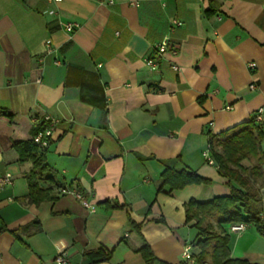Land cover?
Instances as JSON below:
<instances>
[{"label": "crops", "instance_id": "0c3cea01", "mask_svg": "<svg viewBox=\"0 0 264 264\" xmlns=\"http://www.w3.org/2000/svg\"><path fill=\"white\" fill-rule=\"evenodd\" d=\"M163 42L177 55L159 54ZM47 116L56 177L35 203L15 144ZM253 118L264 126V0H0V179L12 180L0 186V264H57L60 249L70 264L98 250L111 253L98 264H145L144 244L154 264H190L187 205L231 193L203 156L210 136ZM166 169L211 183L160 191ZM65 186L95 212L59 196ZM230 228L231 259L264 264L256 228Z\"/></svg>", "mask_w": 264, "mask_h": 264}, {"label": "trees", "instance_id": "16d2710c", "mask_svg": "<svg viewBox=\"0 0 264 264\" xmlns=\"http://www.w3.org/2000/svg\"><path fill=\"white\" fill-rule=\"evenodd\" d=\"M46 121L36 124L33 136L47 129ZM210 136L212 159L219 174L227 180L230 195L215 197L208 202L191 201L186 207V219L193 221L196 230L195 247L192 254L194 264H248L232 260L230 257L227 226L245 223L253 225L264 238V219L262 216V192L258 187L264 178V126L253 118L251 121L236 126L225 132L217 140ZM20 153V161H30L33 172L29 176V199L39 203L51 198L50 190L39 187V181H54L55 172L46 166L47 148H42L33 141L15 144ZM248 165H245V163ZM211 180L203 178L191 171L166 169L162 173L160 191L180 190L188 185L210 184ZM57 189V194H58ZM3 230V229H2ZM15 235V231L13 232ZM145 264H154L156 257L151 248L144 244L139 250ZM91 264L110 260L111 253L102 250L86 254Z\"/></svg>", "mask_w": 264, "mask_h": 264}, {"label": "built area", "instance_id": "2783aa9c", "mask_svg": "<svg viewBox=\"0 0 264 264\" xmlns=\"http://www.w3.org/2000/svg\"><path fill=\"white\" fill-rule=\"evenodd\" d=\"M49 1L58 2V1H61V0H49ZM160 1H162L164 4L166 2V0H160ZM110 2L113 3L114 0H110ZM76 27H78L77 24H68L67 25V30H68V32H72ZM168 51H170V53L173 56L177 55V51L175 49L169 50V46H168L167 42H163L158 47V53L159 54H165ZM147 64L152 70H156L157 69L156 63H155V61L153 59H148ZM250 66L252 68H254L255 64H251ZM173 69L175 71H179V68L177 66H173ZM252 88H254V86H252ZM262 113H263V109H260L259 112H258L257 119H259V120L261 119ZM46 122L48 124L47 129H45L42 132H39L34 138V142L36 144H38L40 147H42V148H47L50 145L51 140H52V135H53L55 126L58 123V120H56V119H54V118H52L50 116H47L46 117ZM203 156L207 159L209 164H212V165L214 164V161H213L212 157L207 152H205L203 154ZM11 183H12V180H11L10 177H6V178L0 179V186L11 184ZM58 195L59 196H66V195L73 196L74 198H76L81 203V205L84 208L90 210L91 212H95V210H96V208L79 191H77L76 189L71 188L70 186L60 187L59 190H58ZM245 229H246V224L245 223L234 224L230 228L231 232H234V233L243 232ZM183 257L190 264H194V261H193V258H192V254H191V248L189 246H186L184 248ZM56 263L57 264H70L65 251H63L61 249L58 251V255H57V258H56Z\"/></svg>", "mask_w": 264, "mask_h": 264}, {"label": "rangeland", "instance_id": "374dc122", "mask_svg": "<svg viewBox=\"0 0 264 264\" xmlns=\"http://www.w3.org/2000/svg\"><path fill=\"white\" fill-rule=\"evenodd\" d=\"M245 165H248V163L246 162ZM195 235H196V232H194L193 238H194ZM193 238H192V239H193Z\"/></svg>", "mask_w": 264, "mask_h": 264}]
</instances>
